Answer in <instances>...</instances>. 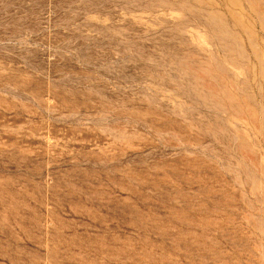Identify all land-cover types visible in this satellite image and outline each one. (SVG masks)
Listing matches in <instances>:
<instances>
[{"label": "rangeland", "instance_id": "374dc122", "mask_svg": "<svg viewBox=\"0 0 264 264\" xmlns=\"http://www.w3.org/2000/svg\"><path fill=\"white\" fill-rule=\"evenodd\" d=\"M0 264H264V0H0Z\"/></svg>", "mask_w": 264, "mask_h": 264}]
</instances>
